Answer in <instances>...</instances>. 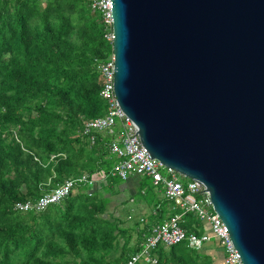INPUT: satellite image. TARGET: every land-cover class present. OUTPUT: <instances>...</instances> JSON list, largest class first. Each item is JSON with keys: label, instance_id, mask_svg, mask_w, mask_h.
Returning <instances> with one entry per match:
<instances>
[{"label": "trees", "instance_id": "trees-1", "mask_svg": "<svg viewBox=\"0 0 264 264\" xmlns=\"http://www.w3.org/2000/svg\"><path fill=\"white\" fill-rule=\"evenodd\" d=\"M103 35L90 0H0V264H125L149 224L167 214L148 178L129 194L133 203L159 207L142 231L107 210L123 186L109 175L116 159L108 147L119 126L96 134L94 144L83 135L84 122L106 111L97 64L112 50ZM83 172L91 184L79 183L59 204L39 213L12 210ZM181 220L187 232H196L192 224L205 228L189 214ZM202 248L159 247L155 264L216 263L218 247Z\"/></svg>", "mask_w": 264, "mask_h": 264}, {"label": "water", "instance_id": "water-1", "mask_svg": "<svg viewBox=\"0 0 264 264\" xmlns=\"http://www.w3.org/2000/svg\"><path fill=\"white\" fill-rule=\"evenodd\" d=\"M110 1L119 107L206 187L242 264H264V0Z\"/></svg>", "mask_w": 264, "mask_h": 264}, {"label": "built area", "instance_id": "built-area-1", "mask_svg": "<svg viewBox=\"0 0 264 264\" xmlns=\"http://www.w3.org/2000/svg\"><path fill=\"white\" fill-rule=\"evenodd\" d=\"M90 2L91 8L101 15L103 37L112 48L111 1L90 0ZM97 69L103 79L99 96L106 104V111L102 116L84 122L83 135L88 138L90 144H94L96 134L104 131L112 133V129L119 126L108 147L109 154L116 159L113 167L114 175L122 181H127L132 176L148 178L151 185L160 191L163 200L167 203L169 213L172 212L160 222L149 225L139 245V251L132 254L125 264H155L154 252L159 247L167 249L187 242L189 248L200 250L212 239L218 242L223 251L224 264H242L227 229L214 210L206 187L201 182L184 177L172 168L164 166L142 145L138 132L134 130L131 120L119 107L114 95L112 53L107 60L97 64ZM181 178L186 181H181ZM87 182V176L83 174L78 178L67 179L37 199L17 203L15 208L22 212H42L51 205L59 204L79 183ZM158 208L153 214L157 213ZM186 214L193 215L194 219L205 224V228L199 229L192 224V228L197 233L187 232L181 220Z\"/></svg>", "mask_w": 264, "mask_h": 264}, {"label": "rangeland", "instance_id": "rangeland-1", "mask_svg": "<svg viewBox=\"0 0 264 264\" xmlns=\"http://www.w3.org/2000/svg\"><path fill=\"white\" fill-rule=\"evenodd\" d=\"M38 1L41 2V1H45V0H38ZM13 131H15V129ZM99 134L100 135H105L104 132H101ZM78 136L82 137L81 131H80V133H78ZM82 174L87 176V173H85V172H83ZM109 175L115 176L113 169L110 170ZM99 176L101 177L100 185L106 184L107 183L106 179L102 176V174H100ZM141 178H142L141 179L142 182H145V183L148 182V181H145L144 177H141ZM181 181L185 182L186 179L181 178ZM124 183L125 182L121 180L119 182V185H123ZM119 185L117 187H119ZM123 188H124V186H120V188H119L120 192L118 194H115L111 198V202H110L107 210H108L109 213H112L113 217H120V219L123 221V226H125V227L131 226L133 223H136V225L138 226L137 227V232H140V231L143 230V228L146 225H148L151 222V219H152L151 214L153 215L152 209L148 205L143 203V202L133 203L132 199L129 196V194L131 195V191H127V190H125ZM48 192H44V194L48 193ZM126 201H128V203H126ZM121 202H123V205L120 204ZM17 203H21V202H17ZM17 203H15L12 206V210L15 211V212H18V213H25V212L19 211V210H17L15 208V205ZM154 215L158 216V213H155ZM191 217L193 218L194 216L191 215ZM130 243L131 244H136L137 243V234H136V232L132 233V237L130 239ZM48 259L56 261L55 257H49ZM65 259L71 261V257H66ZM75 262H76V264H79L80 260L79 259H75ZM70 264H74V263L71 262Z\"/></svg>", "mask_w": 264, "mask_h": 264}, {"label": "crops", "instance_id": "crops-1", "mask_svg": "<svg viewBox=\"0 0 264 264\" xmlns=\"http://www.w3.org/2000/svg\"><path fill=\"white\" fill-rule=\"evenodd\" d=\"M141 177H137V176H132L130 177L127 181H124L125 183L123 184V186H126L128 189H126L127 191H131V195L133 196L134 193L138 190V185L141 183ZM154 213V210L152 211ZM166 216L164 218L167 217V215L172 214L169 213L168 208L166 209ZM176 214H178V212H174ZM163 218V219H164ZM208 225H206L207 228ZM216 245V247H218V254L217 256H213L215 258V261L217 264H224V256H223V251L221 249V247L219 246L218 242L215 239L210 240L209 242H207L206 244H204L205 246L202 248V250H208L210 249L212 246ZM215 262L213 264H216Z\"/></svg>", "mask_w": 264, "mask_h": 264}, {"label": "bare ground", "instance_id": "bare-ground-1", "mask_svg": "<svg viewBox=\"0 0 264 264\" xmlns=\"http://www.w3.org/2000/svg\"><path fill=\"white\" fill-rule=\"evenodd\" d=\"M143 145V144H142Z\"/></svg>", "mask_w": 264, "mask_h": 264}]
</instances>
